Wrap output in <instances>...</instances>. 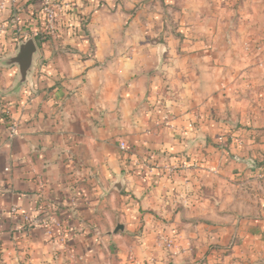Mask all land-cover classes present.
Instances as JSON below:
<instances>
[{"label": "crops", "instance_id": "obj_1", "mask_svg": "<svg viewBox=\"0 0 264 264\" xmlns=\"http://www.w3.org/2000/svg\"><path fill=\"white\" fill-rule=\"evenodd\" d=\"M69 3L17 93L0 66V264L263 261L264 0Z\"/></svg>", "mask_w": 264, "mask_h": 264}, {"label": "built area", "instance_id": "obj_2", "mask_svg": "<svg viewBox=\"0 0 264 264\" xmlns=\"http://www.w3.org/2000/svg\"><path fill=\"white\" fill-rule=\"evenodd\" d=\"M24 0H0V12H5L9 10V15L4 18L0 19V38L5 34H10L12 37L16 39V41L26 40L28 38H38L42 39L45 34H55L59 28L60 17L63 11L69 8V0H42L41 6V18H43L44 27L42 31H35L32 29H25L23 27V19L20 15V2ZM228 1V0H223ZM230 1V0H229ZM5 49L0 46V58L4 57ZM3 114L8 115V112L4 109V107L0 104V116ZM165 123L169 124V118L165 117ZM190 128L194 130H198L195 126L193 121H190L189 125ZM17 134V125L14 123L11 129V137ZM221 139V138H220ZM121 151L126 154H129L131 148L129 144L125 141L120 142L119 145ZM181 168H187L189 165L187 162H182L179 165ZM178 165L170 166V170L174 171L178 167ZM153 166L149 168L152 171ZM18 207L14 206L13 211H17ZM56 223L54 219L51 217H47L42 221V224L45 228V231L48 235L52 232V227ZM158 239L161 242L162 246L166 249H172L175 243L174 238L165 236L164 234L160 233L158 235Z\"/></svg>", "mask_w": 264, "mask_h": 264}, {"label": "water", "instance_id": "obj_3", "mask_svg": "<svg viewBox=\"0 0 264 264\" xmlns=\"http://www.w3.org/2000/svg\"><path fill=\"white\" fill-rule=\"evenodd\" d=\"M37 52L38 47L35 39L28 38L26 40L18 42L17 49L14 54L6 55L0 58V66L17 65L19 68L18 81L16 85L7 92V94L17 93L26 84L27 79L32 73L34 56L37 54ZM160 62H163L162 50L160 52ZM112 188H115L118 191H122V179L119 178L118 181L113 184ZM119 230H124V226L122 224H117L115 232H118Z\"/></svg>", "mask_w": 264, "mask_h": 264}, {"label": "trees", "instance_id": "obj_4", "mask_svg": "<svg viewBox=\"0 0 264 264\" xmlns=\"http://www.w3.org/2000/svg\"><path fill=\"white\" fill-rule=\"evenodd\" d=\"M30 2H32V0H29V3ZM33 10L35 11V12H37V10L35 9V8H33ZM7 116H6V114H3L2 116H0V119H4L5 121H7L8 119L6 118Z\"/></svg>", "mask_w": 264, "mask_h": 264}, {"label": "rangeland", "instance_id": "obj_5", "mask_svg": "<svg viewBox=\"0 0 264 264\" xmlns=\"http://www.w3.org/2000/svg\"><path fill=\"white\" fill-rule=\"evenodd\" d=\"M263 179V178H262ZM117 192V193H120L121 191H118L117 189H115V188H112V190H111V192ZM258 264H264V260L263 261H259V263Z\"/></svg>", "mask_w": 264, "mask_h": 264}]
</instances>
